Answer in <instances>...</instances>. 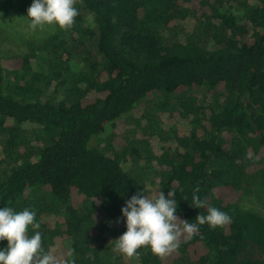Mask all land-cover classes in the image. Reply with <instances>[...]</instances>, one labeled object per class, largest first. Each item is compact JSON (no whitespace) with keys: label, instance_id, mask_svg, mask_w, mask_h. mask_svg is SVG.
I'll return each instance as SVG.
<instances>
[{"label":"trees","instance_id":"trees-1","mask_svg":"<svg viewBox=\"0 0 264 264\" xmlns=\"http://www.w3.org/2000/svg\"><path fill=\"white\" fill-rule=\"evenodd\" d=\"M73 6L70 28L0 57V207L34 210L58 261L264 264V214L242 205L264 198V0ZM194 189L230 220L164 256L114 251L131 195L174 192L195 222Z\"/></svg>","mask_w":264,"mask_h":264},{"label":"clouds","instance_id":"clouds-1","mask_svg":"<svg viewBox=\"0 0 264 264\" xmlns=\"http://www.w3.org/2000/svg\"><path fill=\"white\" fill-rule=\"evenodd\" d=\"M74 0H31L27 8L29 27L42 28L45 25H58L70 28L77 16ZM174 192L160 191L152 198L137 191L124 201L120 209L126 230L114 241V251L127 257L138 256L137 249L147 246L157 256H164L179 247V237L190 239L201 225L221 226L230 220L227 213L208 206L206 198L193 190L191 207H207V214L198 213L194 220L180 219L177 215V201ZM179 222V223H178ZM40 223L36 212L28 207L14 211L9 206L0 207V264H74L71 249L68 258L58 261L52 250L42 245ZM31 231V235H29Z\"/></svg>","mask_w":264,"mask_h":264},{"label":"rangeland","instance_id":"rangeland-1","mask_svg":"<svg viewBox=\"0 0 264 264\" xmlns=\"http://www.w3.org/2000/svg\"><path fill=\"white\" fill-rule=\"evenodd\" d=\"M30 18L27 12H21L11 0H0V57H11L26 51L29 42L38 43L55 32L56 25H45L42 28L29 27ZM160 121L171 124L169 118L158 115ZM164 125V124H163ZM134 129V123L129 119L120 122L114 128L115 132L124 134L125 129ZM259 194V193H258ZM251 193L242 199L244 207H250L264 214V198L260 194ZM261 200H260V199Z\"/></svg>","mask_w":264,"mask_h":264}]
</instances>
